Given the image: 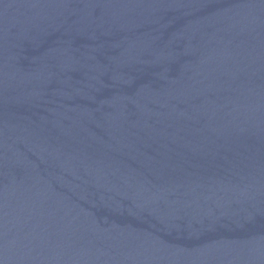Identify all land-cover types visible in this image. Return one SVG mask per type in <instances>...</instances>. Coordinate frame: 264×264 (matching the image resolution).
I'll return each mask as SVG.
<instances>
[{"label": "water", "instance_id": "water-1", "mask_svg": "<svg viewBox=\"0 0 264 264\" xmlns=\"http://www.w3.org/2000/svg\"><path fill=\"white\" fill-rule=\"evenodd\" d=\"M0 264H264V0H0Z\"/></svg>", "mask_w": 264, "mask_h": 264}]
</instances>
